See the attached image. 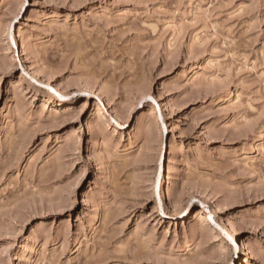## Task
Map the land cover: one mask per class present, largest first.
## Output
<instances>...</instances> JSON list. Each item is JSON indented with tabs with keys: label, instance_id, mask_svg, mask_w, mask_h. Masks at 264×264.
Here are the masks:
<instances>
[{
	"label": "rangeland",
	"instance_id": "rangeland-1",
	"mask_svg": "<svg viewBox=\"0 0 264 264\" xmlns=\"http://www.w3.org/2000/svg\"><path fill=\"white\" fill-rule=\"evenodd\" d=\"M232 261L264 264V0H0V264Z\"/></svg>",
	"mask_w": 264,
	"mask_h": 264
},
{
	"label": "bare ground",
	"instance_id": "bare-ground-1",
	"mask_svg": "<svg viewBox=\"0 0 264 264\" xmlns=\"http://www.w3.org/2000/svg\"><path fill=\"white\" fill-rule=\"evenodd\" d=\"M63 101H65V99H63ZM233 237H234V235H233ZM230 264H235V262L232 261V262H230Z\"/></svg>",
	"mask_w": 264,
	"mask_h": 264
}]
</instances>
